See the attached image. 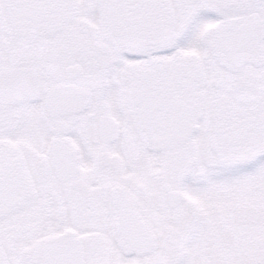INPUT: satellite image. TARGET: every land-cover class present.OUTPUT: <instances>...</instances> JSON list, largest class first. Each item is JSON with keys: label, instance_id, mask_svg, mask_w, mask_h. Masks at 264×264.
Masks as SVG:
<instances>
[{"label": "snow or ice", "instance_id": "snow-or-ice-1", "mask_svg": "<svg viewBox=\"0 0 264 264\" xmlns=\"http://www.w3.org/2000/svg\"><path fill=\"white\" fill-rule=\"evenodd\" d=\"M0 264H264V0H0Z\"/></svg>", "mask_w": 264, "mask_h": 264}]
</instances>
